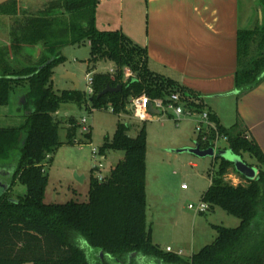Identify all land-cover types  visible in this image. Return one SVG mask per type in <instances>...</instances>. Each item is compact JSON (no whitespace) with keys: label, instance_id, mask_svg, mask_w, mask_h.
<instances>
[{"label":"trees","instance_id":"1","mask_svg":"<svg viewBox=\"0 0 264 264\" xmlns=\"http://www.w3.org/2000/svg\"><path fill=\"white\" fill-rule=\"evenodd\" d=\"M98 4L99 0H56L38 16L17 20L13 27L11 47H39L42 53L33 66L0 70V107L14 100L25 119L19 127L0 128V169L14 165L13 182L26 187V195L18 200L10 192L0 197V264H141L142 258L153 259L154 264H264V154L242 122L227 129L213 113L207 112L214 128L202 126L197 130L199 148L215 149L217 141L226 140L234 155H248L256 161L258 176L247 180L232 162L214 158L219 165L210 173V186L202 202L210 210L221 208L235 216L240 225L236 229L215 227L216 241L190 261L163 252L147 233L144 128L130 137L132 127L119 123L112 140L99 149L103 156L113 150L124 152L125 157L104 180L92 179L88 203L44 202L48 181L45 169L61 145L60 123L55 119L61 106L74 104L91 111L110 107L120 115L134 97L145 94L151 100L166 101L179 93L188 112H206L199 95L149 69L144 48L119 31H99L95 17ZM260 5L264 15V0ZM18 10L13 0L0 6V12L9 17H16ZM86 40L92 48V67L98 61H108L115 66L114 74H93L95 94L90 98L78 90L56 93L52 78L54 68L65 62L61 50ZM90 64L88 74L94 70ZM124 68L134 74L128 81H124ZM263 83L264 17L262 24L257 19L253 27L238 32V98ZM119 86L122 90L118 93L99 97L107 87ZM70 124L67 140L71 144L78 124L75 120ZM87 137L91 139L90 134ZM230 174L237 175L242 183L235 186L228 182ZM83 243L97 251L95 263L81 247Z\"/></svg>","mask_w":264,"mask_h":264},{"label":"rangeland","instance_id":"2","mask_svg":"<svg viewBox=\"0 0 264 264\" xmlns=\"http://www.w3.org/2000/svg\"><path fill=\"white\" fill-rule=\"evenodd\" d=\"M18 7V15L9 17L0 12V70L10 67L20 70L33 66L41 57V48L12 46V30L17 20L38 16L48 4L56 0H13ZM142 0H102L96 7V28L104 32L135 34V21H144V12L140 9ZM260 0H241V20L244 28L253 27L259 19ZM251 13V14H250ZM260 21V20H259ZM133 29V30H132ZM134 43V42H133ZM135 44V43H134ZM92 48L86 40L80 44L69 45L61 50L65 58L63 64L54 68L52 87L56 93L78 90L86 98L87 74L91 61ZM93 65L90 64V68ZM93 74H108L115 69L113 63L98 61L92 67ZM72 75L77 84L65 76ZM19 103L11 100L6 107H0V128L21 126L25 119L19 113ZM205 111L216 112L210 104ZM220 124L229 129L236 122L232 106H222L219 112ZM159 120L139 122L133 117L130 106L127 111L118 115L109 107L104 110L91 111L86 106L74 104L61 106L55 119L60 123V147L52 154L45 173L48 177L45 188L46 204L88 203L89 190L93 178L108 177L110 172L125 157L122 151L110 150L105 156L99 149L108 140H112L118 124L131 126L130 137H136L144 128L147 133V233L152 243L167 253L170 247L173 253L182 254L186 262L217 239L215 227L221 226L236 229L240 220L229 215L221 208L197 214L189 205L202 203V197L210 186V173L217 170L219 162L214 158L230 160L237 157L253 169L254 179L258 176L256 161L244 155L242 158L228 148L226 140L218 142L217 149L210 148L211 155L200 157L193 153L198 149L197 127L204 122L202 114L186 111L181 118H176L171 111H165ZM87 121L91 139L82 132V120ZM71 120L78 128L73 143H68L67 134L72 130ZM94 150L97 155H94ZM233 157V158H234ZM15 166L0 169L1 185H11L10 195L14 200L26 195V187L13 182ZM183 186L187 189L184 190ZM2 188L0 187V194ZM91 263H95L97 251L86 243L81 246ZM141 264H154L153 259H140Z\"/></svg>","mask_w":264,"mask_h":264},{"label":"crops","instance_id":"3","mask_svg":"<svg viewBox=\"0 0 264 264\" xmlns=\"http://www.w3.org/2000/svg\"><path fill=\"white\" fill-rule=\"evenodd\" d=\"M140 9L144 21H135L134 35L123 34L147 51L149 69L199 95L205 108L215 106L219 120L231 105L264 154V83L235 94L241 0H142Z\"/></svg>","mask_w":264,"mask_h":264},{"label":"built area","instance_id":"4","mask_svg":"<svg viewBox=\"0 0 264 264\" xmlns=\"http://www.w3.org/2000/svg\"><path fill=\"white\" fill-rule=\"evenodd\" d=\"M114 70H112L111 74H114ZM123 74H124V81H128L129 79L134 77V74L129 68H124L123 69ZM87 82H88V87H87V96L93 97L95 94L94 91V80H93V75L87 74ZM153 105L154 110H157L160 114H151L149 112V106ZM129 106L131 108L133 117L138 120L139 122H146L149 120H159L160 115H163L165 111H171L176 118H181L184 113L186 112V109L183 106L182 103V96L179 93H173L171 94L166 101H163L161 99H155L151 100L147 95L143 94L138 97H134L130 100ZM111 112L114 113L113 108H111ZM191 113V112H189ZM204 122L200 123L199 126L196 128L197 130H200L202 126L204 128L206 127H212L214 128V125H212L209 121V116L208 113L205 112L202 114ZM80 126H82V132L88 134L90 132V128L87 127V121L84 119L82 120ZM220 142V141H219ZM218 141L216 143L215 150L217 149ZM100 153V152H99ZM94 155H97V151L94 150ZM106 177H100L98 178L100 181L104 180ZM226 180L228 182H231L233 185L237 186L242 183L241 179L235 175V174H230L229 176L226 177ZM183 189L186 190L187 187L183 186ZM190 210H194L197 214H205L207 213L209 209V205L206 203H200L197 206L189 205ZM168 253H173L172 249L169 247L167 248ZM179 256H182V254H178Z\"/></svg>","mask_w":264,"mask_h":264},{"label":"water","instance_id":"5","mask_svg":"<svg viewBox=\"0 0 264 264\" xmlns=\"http://www.w3.org/2000/svg\"><path fill=\"white\" fill-rule=\"evenodd\" d=\"M10 1L12 0H0V6H3L7 3H9ZM263 11L262 9L260 8L259 9V20H260V24H262L263 22ZM64 79H70V80H73L76 84H77V81L75 80V78L72 76V75H67L64 77ZM77 87H78V84H77ZM122 90V87L119 86L118 88H112V87H107L100 95L99 97L101 96H104V95H107V94H114V93H118L119 91ZM235 94L238 95L239 92L238 91H235ZM149 112L151 114H160L157 110H154L153 108V105L151 104L149 106ZM194 154L200 156V157H205L207 155H211V151L210 150H201L200 148L196 149L193 151ZM234 155V154H232ZM234 156H231L230 162H232L235 166V169L236 171L241 174L242 176H244L247 180H255L253 177H254V172H253V169L251 167H249L247 164H245L244 162H242L240 159H238L237 157L233 158ZM219 158V157H218ZM0 187L2 188V193L0 194V197H2L3 195H5L6 193H8L11 189V185H1L0 183ZM13 202H17V201H14L12 200ZM103 255L101 254V257ZM133 256H136V254H133Z\"/></svg>","mask_w":264,"mask_h":264},{"label":"flooded vegetation","instance_id":"6","mask_svg":"<svg viewBox=\"0 0 264 264\" xmlns=\"http://www.w3.org/2000/svg\"><path fill=\"white\" fill-rule=\"evenodd\" d=\"M20 102L23 103V99L22 98H21Z\"/></svg>","mask_w":264,"mask_h":264}]
</instances>
